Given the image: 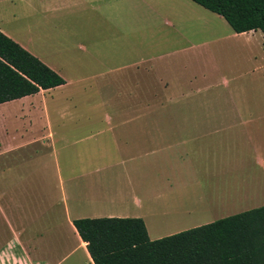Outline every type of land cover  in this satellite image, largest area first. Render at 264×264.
I'll use <instances>...</instances> for the list:
<instances>
[{"label": "crops", "instance_id": "obj_1", "mask_svg": "<svg viewBox=\"0 0 264 264\" xmlns=\"http://www.w3.org/2000/svg\"><path fill=\"white\" fill-rule=\"evenodd\" d=\"M0 31L65 80L0 103V264H94L76 218L139 217L156 239L264 205L261 30L193 0H0ZM220 41L244 48L224 63ZM76 92L87 115L131 102L102 114L114 156L60 163L51 124Z\"/></svg>", "mask_w": 264, "mask_h": 264}, {"label": "trees", "instance_id": "obj_2", "mask_svg": "<svg viewBox=\"0 0 264 264\" xmlns=\"http://www.w3.org/2000/svg\"><path fill=\"white\" fill-rule=\"evenodd\" d=\"M235 32L264 33V0H193ZM65 80L0 31V103ZM94 264H264V205L150 239L139 217L76 218Z\"/></svg>", "mask_w": 264, "mask_h": 264}, {"label": "rangeland", "instance_id": "obj_3", "mask_svg": "<svg viewBox=\"0 0 264 264\" xmlns=\"http://www.w3.org/2000/svg\"><path fill=\"white\" fill-rule=\"evenodd\" d=\"M218 49H216L213 54L218 55L219 60H224L226 63L227 60L235 59L238 56L237 53L244 48L241 45H237L236 43H230L228 41H220L218 43ZM226 70V69H224ZM209 91H203L200 96H205ZM262 92V91H260ZM259 92V93H260ZM110 96V97H109ZM260 97L263 96L262 93L259 94ZM108 102L106 105L101 106L98 110L101 112H95L90 115L86 114V109L89 108L87 99L82 96V94L76 92L74 101L75 104H71L72 106L66 110V115L60 117H54L51 124L52 133H54V139L58 140L57 142V155L59 156L60 163L65 164V157H106V156H114L116 152V148L113 143L109 142L106 137L109 136V133L99 131L104 129V112L111 111L116 107L130 108L131 102L125 99H117L115 96L108 95ZM87 101V104H86ZM202 106L204 104L209 106V101H201ZM195 100L189 98V100H180L176 106L184 107V108H192L195 105ZM86 104V105H85ZM171 105V104H170ZM173 106V105H172ZM10 115L13 112H8ZM11 121L13 120L10 118ZM126 116H114L115 122L120 123L122 120H125ZM162 122V117H149L144 116L139 118V120L133 121L135 123H149L152 122ZM158 120V121H156ZM128 122V121H127ZM83 125V126H80ZM85 125V126H84ZM10 127L12 130H18L14 132L15 134H25V135H33L38 134L41 129L40 124L36 123L31 127L24 126L23 122L14 121V123H10ZM102 128V129H101ZM26 129V131H25ZM21 133H20V132ZM99 131V132H98ZM60 141V142H59ZM50 150H46L49 152ZM63 162V163H62ZM198 209L196 210V214H192L194 217L197 214ZM186 216V215H185ZM190 216V215H189ZM187 216V217H189Z\"/></svg>", "mask_w": 264, "mask_h": 264}]
</instances>
